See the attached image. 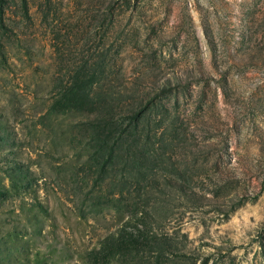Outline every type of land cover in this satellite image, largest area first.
<instances>
[{
  "label": "rangeland",
  "instance_id": "374dc122",
  "mask_svg": "<svg viewBox=\"0 0 264 264\" xmlns=\"http://www.w3.org/2000/svg\"><path fill=\"white\" fill-rule=\"evenodd\" d=\"M0 264H264V0H0Z\"/></svg>",
  "mask_w": 264,
  "mask_h": 264
}]
</instances>
